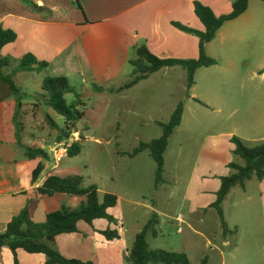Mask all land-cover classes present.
<instances>
[{
  "label": "crops",
  "instance_id": "1",
  "mask_svg": "<svg viewBox=\"0 0 264 264\" xmlns=\"http://www.w3.org/2000/svg\"><path fill=\"white\" fill-rule=\"evenodd\" d=\"M32 1L38 5L35 11L29 9L20 0H0V26L15 32V38L0 47V54L18 57L29 52L36 59L47 62L38 71L18 70L13 74L14 82L23 92L17 115L19 121L34 118L30 111H23L20 114V109L23 107H27L28 110L29 107L41 108L42 118L47 114L55 120L54 112L48 106L41 104L35 96L39 92V80L43 75H65L71 85L77 84L78 87L74 86V88L80 92L81 97L87 95L95 97L101 104V111L103 109L101 107L105 104L103 100L106 97L105 91H109L110 95H107L109 98L112 95L121 96L124 91L123 95L126 96L127 91L136 87L148 76L128 87L119 88L132 73L129 60L133 58L132 53L135 56L134 49L139 43H144L151 53L162 58L197 56V37L171 24V21H178L202 29L201 22L193 13V0ZM197 1L208 6L216 15L230 10L229 0ZM75 3H79L80 8ZM42 8L49 12L45 14L40 10ZM237 50L248 51L249 54L264 53V1L247 0L245 9L235 17L225 20L214 36L204 44L205 53L212 57L217 54L230 56ZM228 62V66L222 68V73L227 79L234 76L239 78L236 87L239 90L240 100L236 101V104L254 106L252 112L247 108H241L239 119L252 118L255 121L257 135L253 137L241 135L235 132L233 127H226L204 137L184 191L185 199L188 198L189 212L193 217H197V220H201V213L214 199V191L219 184L218 176L228 172L226 163L233 157L231 156L233 144L229 141V136L234 134L245 143L249 140L255 143L264 139V63L239 68L229 59ZM173 66H162L157 70L165 71ZM32 73L36 76L31 81L36 84L33 86L28 84L31 89L21 88L19 84H27ZM254 79L256 81L251 83L250 81ZM92 84L110 90L92 92L90 90ZM193 87L194 81L188 87L185 99L201 104L203 101L198 98ZM182 89H185V82L182 84ZM10 96L7 84L0 80V231L4 229L6 221L25 204L27 194L41 183L45 175L67 174L64 166L59 163L64 154L58 159L49 155V159L42 161V168L37 176L30 181L28 162L21 149L14 143L5 141L4 100ZM230 112H227L225 117L229 116ZM33 135L29 132L26 137ZM23 142L44 146L29 139ZM45 146H48L47 151H49L50 145ZM249 180L254 182L253 205L244 209L242 213L245 217L250 213V226L245 227L246 239L239 244L240 248L237 247L238 243L234 242L227 253L235 258L233 261L237 264H264V175L259 180L254 178L245 180L243 190ZM97 191L98 194L104 191L114 193L112 190H100L98 187ZM229 192L230 189L225 195ZM116 197L117 203L118 196ZM81 198L82 196L79 195H66L61 192L50 195L39 194L34 200L31 217L40 218L43 212L56 209L61 202L75 206ZM249 198L250 195L245 197L247 200ZM110 208L107 209L108 212ZM114 226L110 227V222L101 217L92 219L91 224L78 219L76 230L55 234L54 244L57 250L68 258L91 260L94 263L129 264L125 260L126 250L131 244L134 233L141 226L133 231L132 238L129 237L128 240L124 237L123 229ZM226 226L228 227L227 224ZM105 227L115 228L117 237L106 239L98 231ZM218 237L222 240L219 243H212V248L215 250L229 244L227 237L221 236L219 230L213 239ZM245 243L251 245L253 250L245 252L243 250ZM172 248L169 247L168 250H174ZM234 250H239L241 253L234 254L231 252ZM15 260V264H45L42 253L26 252L21 248H16ZM0 264H14L12 254L5 245L0 246Z\"/></svg>",
  "mask_w": 264,
  "mask_h": 264
},
{
  "label": "rangeland",
  "instance_id": "2",
  "mask_svg": "<svg viewBox=\"0 0 264 264\" xmlns=\"http://www.w3.org/2000/svg\"><path fill=\"white\" fill-rule=\"evenodd\" d=\"M131 56L134 57V53ZM212 58L215 63L206 68H196L193 72V91L203 101L201 104L185 99L187 89H182L185 71L179 65L149 73L136 87L127 91L126 96L123 95L124 91L121 96L112 95L109 98V91H105V104L101 111V104L95 97L83 96L84 114L75 124L81 133L80 149L72 156L62 152L64 155L59 163L64 166L65 173L80 175L83 184L94 183L100 190L114 191L118 201L109 211L114 217L110 227L120 226L126 240L132 238L133 231L154 211L157 217L155 234H147L145 238L149 247H173L175 251H184L188 264H237L233 261L235 258L227 252L234 242L240 248L239 244L246 239L245 227L250 226L251 216L249 213L248 218L245 217L242 211L253 205L254 182L247 181L244 190L237 185L232 186L228 195L222 199L223 218L229 228L235 226V231L226 236L229 244L216 250L212 248V243H219L222 239H213L219 230L214 209L207 206L201 213V220H197L189 212L188 198L185 199L184 191L191 177L197 152L207 134L233 127L241 135H257L252 118L239 119L241 108L252 112L254 106L236 104L240 100L236 87L239 78H224L222 68L228 66V59L239 68L261 65L264 63V53L249 54L248 51L237 50L230 56L217 54ZM32 74L27 84H19L21 88L31 89L28 84H36L31 81L36 76L35 73ZM255 81L256 79L250 82ZM74 86L78 87L76 83ZM71 97V93L65 94L67 101ZM177 101L182 103L181 121L167 137L162 153L161 178L154 187V161L147 150L130 152L139 142L148 141L160 134L158 122L167 120ZM23 111L32 112L34 118L20 120L21 139L44 144L46 150L48 146L45 145L49 144L47 152L52 157L55 132L47 126L44 117H41L42 109L29 107L28 110L23 107L20 114ZM229 111L230 115L225 117ZM54 119L58 125L62 124L61 116L55 114ZM29 132L34 134L33 137H26ZM69 136L75 139L78 132L73 131ZM246 143L254 142L249 140ZM231 156L233 160L241 161L238 156ZM247 195H250L248 200L245 199ZM176 213L182 216L181 229L178 231L172 220ZM243 247L245 252L253 250L246 243ZM231 252L241 253L239 250Z\"/></svg>",
  "mask_w": 264,
  "mask_h": 264
},
{
  "label": "trees",
  "instance_id": "3",
  "mask_svg": "<svg viewBox=\"0 0 264 264\" xmlns=\"http://www.w3.org/2000/svg\"><path fill=\"white\" fill-rule=\"evenodd\" d=\"M29 9L35 11L38 5L32 0H20ZM230 10L226 13L214 14L211 9L197 0L192 1V9L195 16L202 24V29H196L178 21L171 24L178 29L192 33L197 37V56L194 58H162L149 51L144 43H139L134 51L135 56L129 60L132 73L119 88L123 89L145 78L149 73L162 66L179 65L185 71V89L193 83V72L197 67L209 66L215 63L214 58L204 51V44L215 34L218 27L228 19L242 12L247 0H229ZM264 1V0H262ZM80 8L79 3H75ZM43 10L45 14L49 10ZM15 38V32L9 28L0 26V47ZM47 62L36 59L33 54L25 52L18 57L8 54H0V80L5 82L10 90V98L4 100V129L5 141L18 146L28 162L30 181L34 180L42 168V161L49 158L47 150L39 145H30L21 139V122L17 119L20 99L23 92L14 82L13 74L18 70L38 71ZM103 86L92 84V91H102ZM71 93L70 100H66L65 94ZM41 104L48 106L55 114L61 116L62 124L58 125L55 120L44 114V120L50 129L55 131L54 143L66 140L70 133L77 131L75 124L84 114V102L81 94L68 81L65 75H43L39 81V92L36 94ZM195 99V98H193ZM198 101L197 99H195ZM182 112V103L177 101L164 122H158L161 132L158 136L139 142L130 153L146 149L154 161V187L161 178L162 153L167 143V137L172 129L179 124ZM78 137L71 139L64 148V154L72 156L80 149ZM229 141L233 144L231 154L238 156L241 161L229 160L226 163L228 172L219 175V184L214 191V199L208 204L215 211L219 222L221 236L225 237L234 233L235 227L228 228L221 211V201L228 190L237 185L243 188L245 180L254 178L259 180L264 175V139L253 144H246L240 137L231 134ZM129 153V154H130ZM61 192L66 195H79L82 198L75 206H69L61 202L51 211L43 212L40 218L31 217L34 200L39 194L50 195ZM116 195L104 191L100 195L94 183H82V177L78 174H47L40 184L33 187L27 194L25 204L12 215L0 231V246L5 245L10 250L15 260L16 248L26 252H40L44 256L45 264H110L94 263L91 260H80L63 256L55 247L54 236L60 232L76 230V221L82 219L91 224L92 219L101 217L108 222L114 221V217L107 211L116 203ZM157 222L156 213L152 211L143 225L133 235L130 246L126 250L125 260L130 264H188V258L182 251L168 250L161 247H149L146 235H154V225ZM106 239L117 237L115 228L105 227L98 230Z\"/></svg>",
  "mask_w": 264,
  "mask_h": 264
},
{
  "label": "built area",
  "instance_id": "4",
  "mask_svg": "<svg viewBox=\"0 0 264 264\" xmlns=\"http://www.w3.org/2000/svg\"><path fill=\"white\" fill-rule=\"evenodd\" d=\"M72 139L71 136H68V138L66 140L60 141L56 144L53 145V147L51 148L52 151V158L54 159H58L62 152H64V148L65 146L69 143V141ZM172 220H174L175 224H176V230H180V224L182 222V216L180 213H176L173 217Z\"/></svg>",
  "mask_w": 264,
  "mask_h": 264
}]
</instances>
